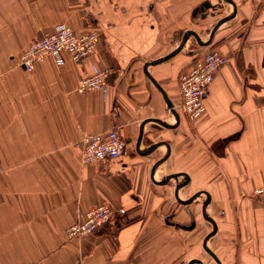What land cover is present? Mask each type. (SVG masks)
<instances>
[{
	"label": "crops",
	"instance_id": "1",
	"mask_svg": "<svg viewBox=\"0 0 264 264\" xmlns=\"http://www.w3.org/2000/svg\"><path fill=\"white\" fill-rule=\"evenodd\" d=\"M236 17L210 46L191 37L184 50L148 73L175 108L179 78L208 49L228 56L205 98L206 112L191 122L179 110L176 125L145 66L174 52L187 31L203 41L234 7L222 0H0V264H217L205 251L213 229L202 212L203 194L191 205L175 195L186 174L182 200L207 192V214L217 233L207 243L221 264H264V203L250 197L264 186V0H233ZM223 6L214 15L211 6ZM202 10V11H201ZM198 12V14L196 13ZM60 24L78 35L100 34L96 52L82 62L50 57L29 74L23 53ZM194 42L198 53L189 52ZM110 69L108 88L77 92L79 79ZM144 137L137 147L142 125ZM117 130L126 153L84 165L85 134ZM184 177H180L179 184ZM109 205L114 222L96 234L68 241L66 231L89 210ZM194 225V227H192Z\"/></svg>",
	"mask_w": 264,
	"mask_h": 264
},
{
	"label": "built area",
	"instance_id": "2",
	"mask_svg": "<svg viewBox=\"0 0 264 264\" xmlns=\"http://www.w3.org/2000/svg\"><path fill=\"white\" fill-rule=\"evenodd\" d=\"M100 34L91 30L87 34L78 35L67 24H60L52 33H45L37 38L23 53L20 65L27 73L34 72L35 66L52 57L57 65L65 64L64 55L74 62H82L92 56L98 47ZM228 63V56L220 54L216 49H208L198 55L179 78L182 102L176 108L193 122L206 112L205 98L217 74ZM112 70H99L93 75H85L79 79L77 92L88 93L96 90L105 91L110 82ZM82 164L87 165L102 162L107 159L122 157L128 148V143L117 130L105 133L85 134L80 142ZM250 197L264 203V186L254 189ZM116 211L109 205H100L86 214L66 231L68 241L82 239L96 234L114 222Z\"/></svg>",
	"mask_w": 264,
	"mask_h": 264
},
{
	"label": "water",
	"instance_id": "3",
	"mask_svg": "<svg viewBox=\"0 0 264 264\" xmlns=\"http://www.w3.org/2000/svg\"><path fill=\"white\" fill-rule=\"evenodd\" d=\"M227 2H229L233 7H234V11L231 15L221 19L216 25L215 27L213 28L212 32H211V35H210V38L209 40L207 41H203L202 38L200 37V35L195 32V31H187L183 38H182V41L180 43V45L178 46V48L172 52L171 54H169L168 56H166L165 58L163 59H160V60H156L154 62H150L148 64H146L145 66V73L147 74V76L153 81V83L161 90V92L163 93L164 97H165V100L167 102V105H168V108L170 110V112L175 116L176 118V125H170V124H167L166 122L162 121V120H149L148 122H155V123H158L166 128H175L177 125H178V122L180 120V114L177 112L175 106L173 105V103L168 99L167 95L164 93L163 89L161 88V86L158 84V82L155 81V79L148 73V67L149 66H154V65H158V64H161V63H164L165 61L173 58L175 55L179 54L182 50H184V48L186 47L188 41L190 40L191 37H194L195 40L197 41V44L200 45V46H203V47H206V46H210L212 41H213V38H214V34L216 33V31L225 23L233 20L235 17H236V14H237V5L236 3L233 1V0H225ZM210 4H206V7L208 8ZM148 122H145L143 125H142V128H141V132H140V138L138 140V144H137V147L138 149L140 150V146H141V143H142V140H143V137H144V127L145 125L148 123ZM162 145H165L167 147V153L166 155L161 158L152 168L151 170V178L153 181H155L156 183L158 184H161V185H166L168 184L170 181L172 180H175L176 182V188H175V195H176V198L177 200L183 204V205H191L194 203V201L199 198L201 195L205 194L206 195V200L204 201L203 203V206H202V212H203V216L204 218L209 221L212 225H213V229L212 231L210 232V234L208 236H206L205 240H204V249L205 251L214 259V261L217 263V264H221L220 260L218 259V257L208 248L207 246V243L208 241L210 240V238H212L213 236L216 235L217 233V230H218V227H217V223L216 221L207 214V208L208 206L210 205L211 203V196L209 193L207 192H199L195 195H193L191 198H189L188 200H182L180 197H179V191L181 188L185 187L186 185L189 184L190 182V178L189 176H187L186 174H170L168 176H166L162 181L160 182H157L155 179H154V175H155V172L156 170L162 165L164 164L165 162H167L170 158V155H171V149H170V145L167 143V142H160V143H156L150 147H148L146 150H144L142 152V154L144 155H149L151 153H153L158 147L162 146ZM180 177H184L185 180L183 183L179 184V179ZM194 227V225L192 226ZM190 264H204L202 261H199V260H192L190 262Z\"/></svg>",
	"mask_w": 264,
	"mask_h": 264
},
{
	"label": "flooded vegetation",
	"instance_id": "4",
	"mask_svg": "<svg viewBox=\"0 0 264 264\" xmlns=\"http://www.w3.org/2000/svg\"><path fill=\"white\" fill-rule=\"evenodd\" d=\"M223 2H225V3H228V4H230L229 2H227V1H225V0H222ZM206 4H210L209 2H206V3H204V7H203V11H202V14H203V16H204V18H206L207 16H208V14H206L205 12V10H206ZM211 6V9H213V14L215 15H218L219 17L222 15V12H223V6L221 5V3L220 4H218V5H216V6H214V5H209L208 7H210ZM197 14H198V12H196ZM225 17H227V16H222L221 18H220V20L221 19H223V18H225ZM220 20H218V22L220 21ZM217 22V23H218ZM216 23V24H217Z\"/></svg>",
	"mask_w": 264,
	"mask_h": 264
},
{
	"label": "rangeland",
	"instance_id": "5",
	"mask_svg": "<svg viewBox=\"0 0 264 264\" xmlns=\"http://www.w3.org/2000/svg\"><path fill=\"white\" fill-rule=\"evenodd\" d=\"M194 40V42H196L195 41V39H193ZM194 42H192V43H190V45H189V47H188V50H189V52H192L193 51V53H198L197 51V47H196V45H195V43ZM192 50V51H191ZM197 50V51H196Z\"/></svg>",
	"mask_w": 264,
	"mask_h": 264
}]
</instances>
